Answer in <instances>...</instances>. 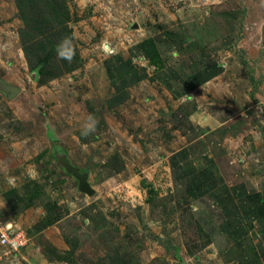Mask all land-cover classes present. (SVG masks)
<instances>
[{"label":"rangeland","instance_id":"rangeland-1","mask_svg":"<svg viewBox=\"0 0 264 264\" xmlns=\"http://www.w3.org/2000/svg\"><path fill=\"white\" fill-rule=\"evenodd\" d=\"M67 5L73 39L53 61V73L62 72L51 79L32 69L15 0H0V115L10 111L0 124L1 141L9 148L0 175L10 180L0 178V188L16 182L11 179L24 166L27 180L48 189L50 196L44 192L42 200L89 205L92 212L104 207L100 211L114 226L111 240L127 238L140 262L156 247L166 249L161 242L167 239L174 246L158 264H264V244L257 259L254 253L264 238V212L253 217L249 196L218 199L239 183L264 195V0H68ZM49 25L45 31L52 35ZM185 29L196 31L192 38L204 44L184 51L185 58L201 57L202 65L215 61L223 72L219 82L205 85L188 102V111H199L202 119L209 110L229 120L217 119L204 127L202 138L187 144V163L194 161L197 169L180 171L170 155L180 134L174 133L163 89L142 85L122 94L115 71L122 51L142 70L147 63L142 40ZM170 62L164 73L174 67ZM170 78L181 80L182 87L184 77ZM13 86L18 92L10 97ZM116 94L123 101L110 105ZM208 155L218 185L201 187L194 176L202 175ZM85 182L93 193L82 189ZM59 206L48 207L53 218L62 215ZM14 226L30 236L26 227ZM33 236L17 251H2L0 264H101L99 259L106 264L112 253L113 243L91 242V259H51L52 248Z\"/></svg>","mask_w":264,"mask_h":264},{"label":"crops","instance_id":"crops-1","mask_svg":"<svg viewBox=\"0 0 264 264\" xmlns=\"http://www.w3.org/2000/svg\"><path fill=\"white\" fill-rule=\"evenodd\" d=\"M185 30L179 32L171 31L162 36L151 35L161 58L158 64L151 63L149 58L141 51L143 58L147 62L144 64L145 67L141 70L135 58H133V56L126 57V52L122 51L119 65L116 66L115 71V74L116 72L118 74V81H115V85L121 92L137 89L138 86L142 85L147 86V88L151 89L153 92L157 90L160 91V88L163 89L171 106L170 116L173 119L172 125L175 129L174 133L178 132L180 134V137H178L179 141H177L179 142L178 149L170 153L171 164L175 167L179 166L178 168L180 171H185L186 168L190 170L197 169V166L192 165L195 164L194 161L187 163L186 158L189 156V150L186 148L187 144L195 141L197 142L198 139L202 138L205 133L204 127H212V124H214L213 122L217 119H219L218 121L220 124L229 120L227 117L225 119L217 118V116L212 115L209 110H206L207 114L204 115L202 119H200L199 111L196 110L195 113L188 111V102L191 103L196 96L198 98V92L205 85L219 82V79L223 77L221 75L223 72L219 69L218 65H216L215 61H209V63L202 65L203 63L200 61L201 57L198 59L185 58L184 51L194 50L197 48V44L200 46L204 45L201 39L194 40V38H192V35L195 34L196 31L192 32ZM155 37H157L158 40ZM203 49L204 48H202V50ZM168 54L171 55L169 56ZM170 59H173L172 63L174 67H170V71L164 73L165 68L171 65ZM197 64H200L199 67L194 69L193 67ZM146 66L154 70L151 72L152 69ZM111 68L113 70V66H111ZM181 69L184 71H181ZM160 71L163 76L159 75ZM171 74L172 77L173 75L176 77H184V81L182 80V87L181 80H176V83L171 81ZM155 86L159 87V89ZM154 89L156 91H154ZM134 99L135 96H133L130 101H134ZM210 103L212 104L213 101ZM7 106L9 107V105H4V107ZM6 111L7 112L0 115V124L2 125L5 123L4 118L10 117V111H8V109H6ZM1 138L2 136L0 134V162L5 155L9 153L7 152L9 148L6 142H2ZM16 146L18 147L19 145L16 144ZM22 153H25L23 149ZM205 158L207 162L200 169V174H202L203 177L202 175H196L194 179L199 181L198 183H201V187L217 186L218 184L216 181L218 175L211 167V165H213V158L210 156L209 158ZM21 170L23 173L24 166ZM22 173L15 174L16 176L12 177L11 180L16 182L13 184L7 182L4 187L0 188V220L3 222V225L0 227L2 228L5 224L22 225V227H26V229L31 232L29 236L30 240L33 239L32 236L34 234H32V229L35 230L36 235L34 234V236L36 238H42L44 240V245L52 248V252H49L51 259L55 258V256L59 257V255H63L65 258L75 257L78 260H82L85 257L91 259V242H102L103 245L113 243L112 253L109 254L106 264H110L111 262H113V264H158L164 259L166 249L164 247L162 249L156 247V249L153 248L154 250L150 252L147 259L145 258L143 262L138 261L135 259L132 252L133 243H128L127 238H123L122 236L119 238V241L111 240L115 235L114 229H111L114 226L111 224L109 216L100 211L104 209V207L98 206V208H93L92 212L91 206L89 205H62V203L59 204L57 200H55V197L52 199L48 197L42 200L41 196L44 192L49 195L48 189H46L45 186L42 187L41 181L33 180L32 182L31 179L27 180L26 176ZM0 178L5 181L9 179V176L4 174L0 175ZM3 181L0 182L3 183ZM251 193H255V191L251 192L244 184L241 185V183H239L236 187L229 189L228 193L225 192L223 195L219 194L218 199H220V196H225L233 200V197H247ZM213 195L215 196V194ZM220 200L222 201V199ZM52 203L56 205L55 209H60L59 205L63 206L64 210L62 215L53 218V214L50 212L51 209L48 208ZM250 209L253 213L252 215H256L253 204H251ZM48 211L50 213H48ZM101 212L103 215L98 218V214H101ZM56 213H58V210L54 211V214ZM46 218L52 219L48 225H46L44 221ZM82 232H85L86 236L84 233L82 234ZM57 233H59L60 236H53V234ZM89 233H92L93 236L92 234L90 236ZM119 233L125 234V231L120 230ZM126 234L128 233L126 232ZM81 237H83L82 240ZM90 237H92L90 242L86 241V238ZM129 239L131 240V236H129ZM263 244L264 238L259 239L254 252L256 259L261 254L260 251L263 250L260 248ZM99 260L101 264L105 262L101 259ZM233 261L234 260L227 262V264ZM250 264H254V260Z\"/></svg>","mask_w":264,"mask_h":264},{"label":"trees","instance_id":"trees-1","mask_svg":"<svg viewBox=\"0 0 264 264\" xmlns=\"http://www.w3.org/2000/svg\"><path fill=\"white\" fill-rule=\"evenodd\" d=\"M19 9V13L24 26L20 29V35L23 42V49L28 53L29 61L32 69H36L42 76L46 78H55L62 71L53 73L50 67L53 61L61 55L65 48L69 46L73 39L72 29L69 27L71 13L68 9V0H15ZM49 26L52 35L47 34L45 27ZM60 32H55V30ZM145 56L151 63L158 64L161 61L160 54L152 37L142 40L139 44ZM34 58V59H33ZM68 68H71L70 63H65ZM254 80V78H251ZM120 92V91H119ZM125 94L126 91H122ZM119 94V93H118ZM117 104L123 101L121 96L115 95ZM256 215L264 212V195L255 192L249 195ZM162 244L168 251L173 243L166 239L162 240Z\"/></svg>","mask_w":264,"mask_h":264},{"label":"built area","instance_id":"built-area-1","mask_svg":"<svg viewBox=\"0 0 264 264\" xmlns=\"http://www.w3.org/2000/svg\"><path fill=\"white\" fill-rule=\"evenodd\" d=\"M29 237L22 229L15 227L13 224H6L0 228V254L2 251L11 252L17 251L25 246Z\"/></svg>","mask_w":264,"mask_h":264},{"label":"water","instance_id":"water-1","mask_svg":"<svg viewBox=\"0 0 264 264\" xmlns=\"http://www.w3.org/2000/svg\"><path fill=\"white\" fill-rule=\"evenodd\" d=\"M18 92V88L17 87H11V92H10V97L14 96L16 93ZM72 165V164H71ZM73 165H72V169H73ZM82 189L89 192V193H93L94 189H92V187H90L86 182L82 183Z\"/></svg>","mask_w":264,"mask_h":264}]
</instances>
